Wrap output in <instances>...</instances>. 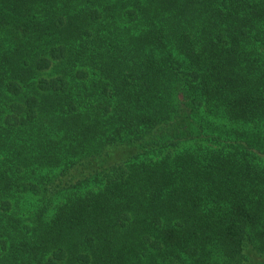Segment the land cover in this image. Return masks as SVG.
Wrapping results in <instances>:
<instances>
[{
  "label": "trees",
  "instance_id": "16d2710c",
  "mask_svg": "<svg viewBox=\"0 0 264 264\" xmlns=\"http://www.w3.org/2000/svg\"><path fill=\"white\" fill-rule=\"evenodd\" d=\"M0 264H264V0H0Z\"/></svg>",
  "mask_w": 264,
  "mask_h": 264
}]
</instances>
